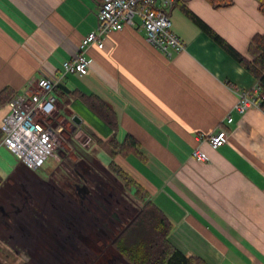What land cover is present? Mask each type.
Here are the masks:
<instances>
[{
  "label": "crops",
  "instance_id": "0c3cea01",
  "mask_svg": "<svg viewBox=\"0 0 264 264\" xmlns=\"http://www.w3.org/2000/svg\"><path fill=\"white\" fill-rule=\"evenodd\" d=\"M182 6L247 59L253 37L264 35L257 0H234L221 9L208 0H175L171 28L185 51L169 59L148 43L136 17L134 26L106 35L102 49L89 50L87 76L70 74L78 79L68 75L61 84L107 101L117 114L118 140L131 135L139 143L142 157H113L107 148L108 153L171 222L174 247L207 264H264V109H238L240 95H252L258 80ZM101 8L102 0H0V91L22 94L41 78L60 80L64 62L99 27ZM57 107L58 114L68 108L61 102ZM9 111L8 105L0 108V126ZM102 129L107 139L110 130ZM221 130L227 132L221 148L198 140ZM198 146L206 160L193 158ZM8 151L0 147V189L8 207L0 201L1 237L4 228L12 231L0 240V249L45 253L44 264H130L112 243L143 204L112 174L110 164L95 153L92 169L87 165L86 172L100 169L119 189L108 190L99 201L76 170L64 180L68 170L59 163L54 176L43 177L37 173L43 166L33 171L10 165ZM18 172L21 180L33 176L38 196L29 191L15 200L10 189ZM57 172L62 180L53 179ZM82 191L89 192L88 204L77 198Z\"/></svg>",
  "mask_w": 264,
  "mask_h": 264
},
{
  "label": "built area",
  "instance_id": "2783aa9c",
  "mask_svg": "<svg viewBox=\"0 0 264 264\" xmlns=\"http://www.w3.org/2000/svg\"><path fill=\"white\" fill-rule=\"evenodd\" d=\"M175 0H102L100 25L82 41L78 53L72 59L64 62L63 75L60 80L52 81L47 78L39 79L34 85L35 91L17 94L9 103V113L2 121L3 139L0 147L9 150L18 161L37 171L51 159L59 144L62 133L66 130L65 116L57 118L58 98L54 94L56 86L70 74L87 76L91 61L88 52L94 46L102 49L104 37L113 32L122 31L126 26H134L135 18L139 17L150 45L172 59L175 53L186 50L185 44L172 31L170 11ZM260 89H255L252 95H240L238 109L242 112L248 106L263 108L258 100ZM232 122V119H229ZM74 139L80 143L81 137L87 135L82 126L75 125ZM199 142H207L213 148H221L227 142V132L221 130L209 137H199ZM89 140L83 144L86 147ZM193 158L206 160V155L196 147Z\"/></svg>",
  "mask_w": 264,
  "mask_h": 264
},
{
  "label": "trees",
  "instance_id": "16d2710c",
  "mask_svg": "<svg viewBox=\"0 0 264 264\" xmlns=\"http://www.w3.org/2000/svg\"><path fill=\"white\" fill-rule=\"evenodd\" d=\"M208 1L215 9L227 8L234 4V0ZM257 1L259 10L264 15V0ZM177 5H179L178 2ZM182 9L204 32L257 78L260 89L258 100L261 101L262 107H264V35L258 34L253 37L249 46L250 59H247L187 7L182 6ZM54 94L65 102L82 103L105 126H108L111 134L107 139L102 138V140H108L113 157L119 155L127 157L130 154L142 157L138 151L139 143L134 137L128 135L123 142L118 140L119 123L117 114L107 101L97 95H88L79 89L69 90L61 82L56 86ZM16 95L17 93L11 88L0 91V108L8 105ZM2 139L3 132L0 126V142ZM87 157L88 161L91 162L94 156L87 154ZM109 170L121 181L125 189L143 204L138 215L112 243L120 255L130 264H207L200 258L184 255L174 247L170 241L171 222L152 202L150 194L130 174L114 161L110 163ZM2 183L3 179L0 177V186ZM0 264L8 263L0 259Z\"/></svg>",
  "mask_w": 264,
  "mask_h": 264
},
{
  "label": "rangeland",
  "instance_id": "374dc122",
  "mask_svg": "<svg viewBox=\"0 0 264 264\" xmlns=\"http://www.w3.org/2000/svg\"><path fill=\"white\" fill-rule=\"evenodd\" d=\"M74 78L78 79V76H75V75H69L68 76V79H74ZM67 83L70 84L71 82L68 81ZM33 91H35V90H33ZM58 102H61L63 105L67 106L68 108L66 111H61L60 114H57V118H56L57 120L61 116H65L68 120L72 119L73 116H77L80 119L84 120L85 129L87 131H89L92 135L86 133L87 135L84 134L83 137H81L82 143H86L89 140V144L87 143L88 145L86 147H84L83 144H80L81 142L78 143L74 139V135H75L74 123H72V125H74V128H73L70 123L66 122L65 123L66 130L61 134L62 137H60V139H59V144H58L59 146H58V149H57L55 155L51 159H49L44 164L43 168H41L39 171H37V173L43 177H46L47 174L53 175V173H55V171L58 167V164L63 163V165L65 167H67L66 170H68L67 172H65L67 178H64V180L65 179L71 180L70 172L73 170H76V172L81 177V178L78 177L80 179V183H82L81 180H86L87 182L85 184V187H87L86 189H88L90 191V193L89 192L85 193L82 191V193L79 194V196H77V198L79 199L81 204H83V203L88 204L89 197H90L89 194H91V192H93L92 195H94V197L97 198L96 200H99V201L102 200L104 196H106V193L108 190L119 193V189H118L117 185L114 184V182L110 178H107L106 175L100 171V169L94 168L93 172H86V171H89V169H88L89 166H91L90 168L92 169L93 163L88 161L87 156H84L85 152H88L93 156H95L94 154L96 153L98 155L99 159L102 160V162L104 164H106V163L110 164L114 160L111 158V156L108 153L107 148L110 147L108 144V140H102V138H106V133L102 129L105 125L102 123L101 120H99V118H97L93 114V112H91L86 106H84L80 102H71V101L65 102V101H62L59 99H58ZM73 104H75V105L73 106ZM94 133L96 135H98V137L95 136ZM8 153H9V158H8L9 164L14 166V167L19 166L20 162L13 155V153H11L10 151H8ZM87 165H89V166H87ZM20 173H22V172H20ZM20 173L18 172L17 176L15 177L16 178V180H15L16 185H15V187H13L14 189L13 188L10 189L14 195L15 200H19V198H18L19 195L23 196L24 194H27V192H29V191H30V194H35L38 196L39 195L37 193L38 190L35 191V189L37 187H35L36 183L33 179V176L30 178L29 177L24 178V176H23L22 179H24V180H21L19 177ZM23 174H24V172H23ZM57 174H59V175L55 176L53 179L58 180V181L62 180L60 173L57 172ZM74 177H75V179L79 180L78 178H76V176H74ZM88 180H89V182H88ZM95 180L101 181L102 184H101V182L99 183V182H96ZM106 183H107L106 188H108V189L103 187ZM4 196H5V194L3 193V190L0 189V201H1V204H4V207L6 208V211H7L8 207L5 204L6 202L4 203V201H5ZM21 206L22 205H20V207ZM36 210L40 211L38 209V207L36 208ZM2 216H5V215H2ZM12 224H16V222L12 221ZM21 224L22 223L20 221V225ZM4 227H7V226H4ZM4 229L5 230L8 229V231H7V233L5 232V235L2 237L0 234V240L1 241L6 236L10 235V232L12 231V229H9L8 227L4 228ZM24 254L26 256H29V257H30V255H32L34 257V259H31L32 257H30V259H28L29 260V262H28V260H26V256ZM44 257L46 258L45 253L40 254L39 252H35V253L30 254L29 252L23 253L20 251H16V252L11 253V252H7L6 250L0 249V259L3 260V262H7L8 264H25V263L44 264V261H43V259H45ZM37 261H40V262H37Z\"/></svg>",
  "mask_w": 264,
  "mask_h": 264
},
{
  "label": "water",
  "instance_id": "95a60500",
  "mask_svg": "<svg viewBox=\"0 0 264 264\" xmlns=\"http://www.w3.org/2000/svg\"><path fill=\"white\" fill-rule=\"evenodd\" d=\"M72 122L74 123V125L80 126L82 124V119H80L79 117H73Z\"/></svg>",
  "mask_w": 264,
  "mask_h": 264
}]
</instances>
